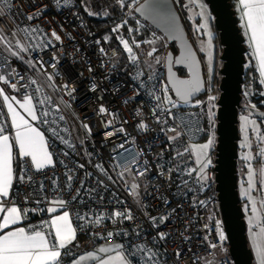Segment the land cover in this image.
Masks as SVG:
<instances>
[{
    "label": "built area",
    "instance_id": "1",
    "mask_svg": "<svg viewBox=\"0 0 264 264\" xmlns=\"http://www.w3.org/2000/svg\"><path fill=\"white\" fill-rule=\"evenodd\" d=\"M0 12L4 13L0 19V30L9 33L10 28L14 29L17 33L14 39L20 40L28 49L20 54L23 60L10 57V66L24 76V80L19 83L27 84L30 79L38 81L37 85H31L27 89L20 87L19 91H13L6 85L0 86L19 99L25 94L32 95L38 114L43 110L50 113L47 117L49 124H44L42 121L45 118L41 116L36 125L45 135L49 151L53 153L55 166H48L39 172L32 169L28 175L33 177L34 182L31 184L14 182L8 198L10 203L20 207L22 211L27 210L24 217L26 227L42 224L45 221L43 214L52 205L51 201L64 199L69 203L63 210L70 213L73 227L77 229V237L88 241L89 244L105 243V240L96 234L106 236L109 231L116 233L126 230L132 237L135 229L142 233L141 238L135 239V243L146 244L157 252L160 264H233L228 255L227 237L219 202L216 194L209 191L214 182L213 168L210 167L207 172L209 179L202 184L197 183L194 176L189 179L183 173L168 172L169 168L175 169L178 165L181 168L191 167L190 161L182 159L176 153L182 149L183 143L197 141L204 130L205 121L200 112L202 104L196 103L200 100L187 105L180 104L171 96L168 89L167 94L179 105L178 108L172 109L177 118L175 121L169 119L167 125L156 123L152 110L157 104L155 96L161 98L164 96L163 90L166 86L164 77L147 73L139 61L136 65H131L127 77L119 73L112 62L114 50L105 48L98 34L85 25L75 0H71L68 5L64 4V0H59V3L57 0H0ZM33 14L36 18L28 20L27 16ZM125 16H130L128 11L125 12ZM25 28L29 30L27 33L23 31ZM32 29L38 30L33 32ZM53 31L60 35V41L51 36ZM101 48L104 49V53L100 52ZM0 53L8 55L3 53L2 47ZM53 54L59 60L55 69L48 66L53 62ZM40 60L45 62L47 72L53 75L57 86L68 83L70 87H75L74 98L63 96L70 107H65L61 103L59 97L63 93L54 92L47 86L46 77L26 63ZM6 71V68H0V72ZM93 84L96 85L95 91L92 90ZM41 86L42 91L36 92L35 89ZM44 96H50L53 104H60L59 113L53 112L48 104L38 103ZM126 100L128 103H124ZM101 104L109 113L115 115L99 114L98 108ZM59 115H63L65 120L57 119L56 124H51ZM109 119L114 121L117 128L123 126L126 129L128 143L125 144V149H135L137 152L143 149V155L137 157V164L130 167L135 169L143 166L145 160L148 162L149 171L144 177L139 178L141 181L139 198H133L130 191L123 187L124 183L119 186L118 183L106 181L107 190L99 189L95 183L97 177L105 178L94 165L102 163L106 168L117 166L116 171H120L119 165L129 156L125 149L118 147L125 141V137L108 135L110 130L105 129L104 122ZM125 121L127 123H124ZM0 122L7 124V116L2 106ZM81 122L90 126V134L81 127ZM139 122L148 124L146 132L137 128ZM170 126L177 127L181 133L175 141L168 139L175 133L161 131L162 127ZM51 127H56L58 131L66 128L67 131H61L60 135L75 146L74 150L54 137L50 131ZM131 138H135L134 143ZM66 151L69 153L67 156L63 154ZM78 164H83L84 168H79ZM161 171L164 175L159 174ZM86 173L93 175L87 177ZM69 174L74 177L71 182L73 189L79 187V182L83 179L86 189L97 188V193L102 192L104 199L100 201L97 193H89L82 189L80 198L71 201L67 189ZM169 175L171 180L168 179ZM185 179H189L187 185L183 184ZM80 199H83L84 203H80ZM137 199L144 207L137 203ZM165 200L168 201L167 204ZM200 201L204 203L201 204ZM125 208L132 211L135 217L133 221L113 222L105 219L100 225H95L76 218L77 213L81 215L88 213L90 221H94L93 213H104L107 217L112 212ZM37 209L40 210L36 211ZM172 209L176 211L173 213ZM164 215H168L169 219L165 223H160L159 218ZM149 217H157L158 228L153 226ZM217 221L220 222L219 229L216 227ZM220 230L226 237L222 242L218 238ZM157 232L167 233V239L153 241L152 238ZM128 240L129 237L114 235L107 243L112 241L127 243ZM211 243H216L218 247L210 248ZM81 249L84 250L85 246ZM177 251L181 253L179 259L176 256ZM70 252L71 255H66L61 263L66 264L74 259L75 253ZM136 259H140V254Z\"/></svg>",
    "mask_w": 264,
    "mask_h": 264
},
{
    "label": "snow or ice",
    "instance_id": "2",
    "mask_svg": "<svg viewBox=\"0 0 264 264\" xmlns=\"http://www.w3.org/2000/svg\"><path fill=\"white\" fill-rule=\"evenodd\" d=\"M71 0H64V4L68 5ZM59 3V0H57ZM117 3L121 8H131L134 12H139L146 16V18L160 19L164 21L169 27H171L170 18L166 12V4L163 3V0H154L153 3H149V0H145V3L139 7L132 8V5L136 3V0H132V4H126L125 0H117ZM242 27L245 29V35L248 36L249 46L252 48V55L257 61V68L260 74V83L264 84V0H238ZM199 7L202 9L200 15L204 16L203 11L204 5L200 4ZM85 11L89 15H97L90 10L88 6H85ZM4 13L0 12V19L3 18ZM105 16L108 15V12L104 13ZM36 18V15L27 16L28 20H33ZM6 23V21H3ZM127 24V20L123 21L121 24H117L111 29L113 33H118L122 27ZM204 30L207 32L208 23L205 20V23L200 25L198 30ZM38 29H32L31 31L35 32ZM23 31L26 33L29 31L25 28ZM128 31L131 33L135 31L134 29L129 28ZM208 34V47L211 48V33ZM17 35L14 29L9 30V33L3 32L0 30V47L3 49V53L8 55H3L0 53V68H6V72H0V85H6L10 87L13 91H19L20 87L27 89L31 85H37L38 81L36 79H30L27 84H20L19 82L24 80V76L10 66V57H15L17 59L23 60V57L20 55L22 52L27 51V47L18 39H14ZM51 36L55 38L56 41H60L61 37L55 31L51 33ZM120 44L123 46V50L128 54V60L131 61L133 65L137 64L138 57L133 51V45L136 48L140 47V42H138L135 37H132V43H129V40L123 39L122 37H117ZM109 37H105L107 41ZM99 43V41H97ZM145 43H153V41H145ZM203 51V49H201ZM156 51L155 48L152 51L148 52V56H152ZM101 53H104V49H100ZM115 54V53H114ZM209 60H211V52L208 53ZM52 63L48 66L55 69L59 63L58 58L55 54L52 56ZM177 63L187 62L189 65L190 71L197 66V61L195 60V53L188 51L180 60L176 61ZM31 68L41 72L46 77V84L48 87L52 88L54 92H62L63 95L59 97L61 103L65 107H70L68 101H64L63 96L67 95L68 97L74 98V93L76 91L75 87H70L68 83L57 86L54 83V77L52 74L47 72L45 67V62L40 60L36 62L27 61ZM159 63V60H157ZM89 67V71H91ZM57 75L59 73L57 72ZM151 79V77H149ZM173 88L175 89L176 96L179 97V100L182 104L187 105L190 98L194 95L195 92L200 90V79L198 74H194L192 80H175L169 77ZM42 87H37L36 92H41ZM143 87V85H140ZM96 85L93 84L92 90L95 91ZM164 96H155L157 104L152 110V116L155 118L156 123L167 125L169 119L175 121L176 115L172 109L179 107L178 103L174 101L171 96H169L167 86L164 87ZM137 95L139 92L137 91ZM151 95V93H149ZM264 95V93H262ZM0 98H2V104L7 109V116L10 118V126L14 130V138L6 134L5 123L0 122V264H61L62 260V250L63 255H71L70 246L74 244L77 239V229L73 228L70 221V213L65 209L69 201L64 199L53 200L51 203L55 206L48 207L46 211L48 213H58L57 215H52L50 220L42 222L38 226H31L29 228L17 227L18 224L22 222L23 217L27 215V210H21L20 207L15 204L10 203V193L13 189L14 182L17 183H33V177L28 175V173L35 169L37 172L45 169L48 166H55L53 161V153L49 151L48 142L45 138L43 132L39 130L38 127L34 126L32 122L40 121L41 116L45 119L42 121L44 124H49L50 121L47 119L49 116L48 110H43L38 114L37 106L33 102V96L25 94L22 99H17L15 95H8L5 91V88L0 86ZM209 101H214L216 98L213 96L208 97ZM40 105L48 104L51 106L53 112H60V104H53V101L50 96H44L43 99L38 101ZM128 103V101H124ZM197 104L200 102L197 101ZM169 105L170 107H165ZM253 107H255L253 105ZM19 109V110H18ZM98 113L101 115H115L109 113V110L105 108L102 104L98 108ZM209 119H212L214 113L209 109ZM57 119L59 121H64L65 117L59 115L58 118H54L51 121V124H56ZM241 120L244 121L242 125V131L244 132V142L241 145L242 147L251 148V142L248 136V125H252L253 132L257 133V139L264 141V136L259 134V129L256 126L255 121H250L248 117H241ZM124 123H127L125 121ZM104 126L108 131V135H123L125 141L121 143L118 147L125 149V144L128 143V133L123 126L116 127L112 119L106 120ZM81 127L87 132L91 133V128L88 124L81 122ZM137 128L141 131L146 132L149 128L147 123L139 122ZM50 131L54 137H57L61 140L62 143L66 144L69 149L75 148V146L67 139H64L60 135L61 131H67V129L57 130L56 127H51ZM162 132H172L175 133L173 136H169L170 141L177 140L181 133L177 130V127L170 126L167 128L162 127ZM132 142H135V138H131ZM214 142L213 138H209L204 144H193L190 147H186L184 152L195 157L196 167H184L181 168L179 165L173 169L169 168V174L173 171H176L178 174L183 173L189 179L195 177L197 183L206 182L209 177L207 175V169L211 165V159L208 155V150L212 147ZM83 143V142H81ZM14 147L18 151L14 153ZM129 153V156L121 162L119 167L120 171H116L117 166L111 168H106L102 163L94 165L98 169L100 175L105 179L96 178V185L101 190H107L108 184L117 183V180L122 181L125 187L130 191V194L134 198L140 197V184L138 182L140 177H144L149 171L148 162L145 160L143 166H138L135 169H132L130 165L137 164V157L143 155V149L137 152L135 149H125ZM65 156L69 155L66 151L63 153ZM91 155V154H88ZM177 156L183 157L184 153L177 151ZM259 155L264 157V148H260ZM243 159L245 161H251L253 156L245 154ZM14 162L19 165V174H17L16 169L14 168ZM79 168L83 169V164L77 165ZM71 171V170H69ZM115 173V175H113ZM160 175H164V172L161 171ZM92 173H86L87 177H91ZM131 177V184L128 183L127 177ZM260 176V191L264 193V168L259 170ZM73 175H67V184L68 193L71 195V201H77L80 198L81 190L83 189L89 193H97V188L86 189L84 187L85 181L80 180V186L73 189L72 181ZM168 179L171 180V176H168ZM189 179L183 180V184L187 185ZM248 187L244 190V195L247 196L250 204V216H249V231L252 239V246L256 252V257L258 264H264V195L258 201L251 195V192L256 188L255 172L251 163L248 165ZM43 188V185H41ZM74 193V194H73ZM99 200L102 201L104 196L102 192L97 193ZM28 199V197H25ZM165 204L168 203L167 200L164 201ZM40 203V201H37ZM80 203H84L83 199H80ZM137 203L141 206L142 202L137 199ZM199 203L203 204V201ZM37 209L36 211H39ZM246 210L248 205H246ZM91 212V209L89 210ZM176 209H172L174 213ZM95 220L90 221L88 213L81 215L77 213V219L85 221V223H94L95 225H100L104 222L105 219L116 221H133L135 217L132 214L130 209L116 210L112 212L109 216H105L104 213L95 214ZM169 219L168 215H164L159 218L160 223H165ZM149 220L153 223V226L158 228L159 224L156 223L157 217H149ZM83 227V225H81ZM217 229L220 228V222H216ZM7 229V231H5ZM47 229V230H45ZM134 235L130 237L128 231H120L113 233L111 231L107 232L106 236H101L96 234L100 239L105 240V244L99 246L94 252H88L86 255H81L79 259H73L71 264H84L87 260H94L96 264H160V261L157 259V252H154L151 248L147 247L146 244H137L135 239H139L142 236V233L139 230H133ZM114 235H122L129 237L127 243L117 242L114 244H108L107 240L112 239ZM168 237L167 233L157 232L156 236L152 239L153 241H165ZM219 241L225 240V235L222 230L218 232ZM207 239V238H206ZM209 247L215 249L218 247L216 243L209 244ZM140 254V259L137 260V255ZM177 259L180 258L181 253L177 251Z\"/></svg>",
    "mask_w": 264,
    "mask_h": 264
},
{
    "label": "water",
    "instance_id": "3",
    "mask_svg": "<svg viewBox=\"0 0 264 264\" xmlns=\"http://www.w3.org/2000/svg\"><path fill=\"white\" fill-rule=\"evenodd\" d=\"M203 1L211 15L218 43L221 47L219 56L221 67L218 70L220 75L219 95L216 101L217 109L215 113L214 191L219 202L225 228L229 258L233 264H254L253 255L247 243L246 222L238 195L237 178L238 143L240 140L238 123L239 110L243 107L241 105V94L247 48L230 0ZM125 2L129 4L132 0H125ZM153 2L154 0H149V3ZM144 3L145 0H140L135 7H139ZM163 3L167 6L166 12L170 18L171 27L160 19L146 18L145 15L139 12H134V15L162 35L168 47L174 46L177 50L176 55L173 54L171 49L166 51L164 57V81L172 97L178 103L182 104L179 97L176 96L175 89L169 79L170 75L175 80L189 81L194 78V74L199 75L200 90L195 92L190 98V103L198 100L206 92L203 65L185 30L174 1L163 0ZM189 50L195 53V60L197 61V66L192 71H190L187 62H176ZM178 69H183L186 72V77L179 76ZM244 107L248 108L249 113L253 117L264 122L263 111L247 106Z\"/></svg>",
    "mask_w": 264,
    "mask_h": 264
},
{
    "label": "rangeland",
    "instance_id": "4",
    "mask_svg": "<svg viewBox=\"0 0 264 264\" xmlns=\"http://www.w3.org/2000/svg\"><path fill=\"white\" fill-rule=\"evenodd\" d=\"M86 1L90 2V0H86ZM139 1L140 0H136V3L132 5V8H134ZM176 1H178V0H176ZM183 2L185 3L186 11L188 13L189 18L192 20H196L195 22H193V28H196L197 30H195V32L192 31L191 40L193 41V44H194L195 48L197 49V52L199 54L201 53V55H202V56L201 55L200 56L202 58V65H203V71H204V77H205L207 92H209V93H207V96L205 98H202L200 100V103L202 105L206 104V108H207L206 113H207V118L209 121V129L207 131V136L204 139H201L200 141L199 140L198 141H187L186 143H183L182 149L179 152L184 153L183 157H181V158L190 161L191 167H196L195 162H194L195 157L193 155L185 153L184 152L185 148L190 147L193 144H204L207 142V140L209 138H213L214 139L213 145L208 150V155L211 159V165H210V167H211L213 160H214V153L212 156V152H214V148L216 145L215 113H216V109H217L216 101H217V98L219 95L218 90H217L218 85H219V80H220V75L218 73V70L221 67V62L218 58L221 54V47H220V49L216 47V44L214 41V32H213L212 27H211V19H210L211 15H210L209 10H208L206 4L204 3V1L203 0H183ZM116 4H118V3H116ZM129 4H132V2ZM200 4L204 5V9H203V11L205 13L204 16L200 15V13L202 11V9L199 7ZM119 7H120V5H119ZM110 10H111V8L105 7L104 12H108ZM124 10L129 12L130 16L128 19L133 21L134 20V11H132L131 8H124ZM130 20L128 21V23L130 22ZM205 20H207V23H208L207 32L211 33V48L210 49L208 47V34H207V32L202 30V29L198 30L200 28V25L205 23ZM139 25L140 26L138 27V29L135 30V31H137V33H136L137 36L140 35V31L143 28H145V26H146L144 23H141V24L139 23ZM129 28H131V27L128 26V29ZM133 32H131V33L129 32V34H131L130 36L129 35L124 36L122 34V32H120V31H119V33H115V34L116 35L119 34L118 37H122L123 39L129 40V43L131 44L132 43V37L136 36V35H134ZM107 37H109V36H107ZM149 40L153 41V43H151V44L145 43V41H149ZM137 41L140 42V47L136 48L133 45V51L138 57L137 62L139 61L143 65V67L151 73L159 71L158 68H160L162 66L163 61H164V55L166 53V49H168V45H167L164 37L162 35H160L158 32L154 31L149 38H144L143 41H139V40H137ZM121 47L123 50L122 45H121ZM153 48H155L156 51L153 53L152 56H148L147 53L152 51ZM112 49L114 50V53H115L114 57L112 58V62L114 65H115V62H117L121 57H123V59L126 60L127 62L131 63V61L128 60V54L124 50H123L124 54L122 56V55H120V53H118L116 51V49H114V48H112ZM201 49H203V51ZM217 50H218V52H217ZM209 52H211V60H209V55H208ZM157 60H159V63H157ZM131 65H132V63H131ZM209 96H213L216 99L214 101H209V99H208ZM214 107H215V109H214L215 112H213ZM209 109H211L212 113H214L211 120L209 119V115H208ZM241 117H248V119L250 121H255L256 126L259 129V134L261 136H264V129H263L262 125L260 123H258L257 120L255 118H253L249 113L245 112V113H243V115L242 114H241V116L239 115L240 119H239V123H238V130H239V134H240V140L238 143L239 152H238V165H237V168L239 169V173H238V175H239L238 195H239V198L241 199V207H242V211L244 213V220L246 222V237H247L248 248L250 249V251L253 255V263L258 264L256 252L252 246V239H251V234L249 231L248 221H249V216L251 214L250 213V204H249L247 196H245L243 193H244V190L247 189V187H248V183H247L248 182V165H249V163H251L253 170L255 172V180H256V188L253 189V191L251 192V195L254 198H256L258 201L261 199L262 195H264V193H262L259 190L260 189L259 170L261 168H264V157H261L259 155V150H260V148H264V141H260L257 139V133L253 132L252 125L249 124L248 125V136H249V140L251 142L252 147L248 148V147H242L241 146L244 142V132L242 131V125H243L244 121L241 120ZM239 153H240V155H239ZM249 153L253 156V159L251 161H245L243 159V157L245 154H249ZM212 157H213V160H212ZM209 168L207 169V172L209 171ZM113 175H115V173H113ZM127 180H128V183L131 184L132 181H131L130 176L127 177ZM138 182L140 183V188H141L140 179L138 180ZM243 182H244V184H243ZM117 183L119 186L120 185L122 186V184H123V182L121 181V183H120L119 180H117ZM123 187L125 189H127L124 184H123ZM140 188H139V192L141 191ZM246 205H248L249 210H246ZM114 243H117V241L108 242V244H114ZM104 244L93 245L91 243L90 244L88 243L87 245H82V243H80V244H76V246L74 248L72 246L71 251L75 253L74 259H79V257L81 255H86L88 252H94L99 246L104 245ZM84 246H85V249L82 250L81 248ZM70 264H71V262H70ZM84 264H96V261L87 260L84 262Z\"/></svg>",
    "mask_w": 264,
    "mask_h": 264
},
{
    "label": "trees",
    "instance_id": "5",
    "mask_svg": "<svg viewBox=\"0 0 264 264\" xmlns=\"http://www.w3.org/2000/svg\"><path fill=\"white\" fill-rule=\"evenodd\" d=\"M173 1L175 3L176 9L178 10V12L180 14L181 20L185 26V30L187 31V34L191 40L192 31L195 32V30H197L196 28H193V22H195L196 20H192L189 18L188 13L186 11L185 3L183 2V0H178V1L173 0ZM75 2L78 5L79 12L81 14V17H82L85 25H87V27H89L90 29H92L93 31H95L98 34L99 38H101L103 41V46L107 49L114 48V49H116V51L118 53H120V55L123 56L124 52L122 50L119 39L117 38L119 36V34L116 35L115 33H113L111 31V29L113 27H115L117 24H121L125 20H127V23H128V21L130 19H128L129 16L128 17L125 16L126 10H124V8H120L119 5L116 4L117 0H90V2H87L86 0H75ZM230 2L234 8L236 0H230ZM85 6H88L90 8V10H92V12L98 13V14L97 15H89L88 12L85 11ZM105 7L111 8V10L108 11L107 16L104 15ZM138 19L139 18H137L134 15V20L133 21L130 20V22L128 24H126L124 27H122L120 29V32H122V34L124 36H126V35L130 36L131 34H129L128 26H130L134 30H137L138 27L140 26L139 23L140 24L144 23L146 26H145V28H143L140 31V35H138V36L136 35L137 31L133 32L134 35H136L135 39H137L139 41H143L144 38H149L155 30L152 29L145 22H142L140 19L139 20ZM210 19H211V27H212V30L214 32V41H215L216 47L220 49L217 34H216V31L213 27L212 18H210ZM106 36H109L108 41H105ZM191 42L193 44L192 40H191ZM245 46L247 48V52L245 54L246 64L244 66L245 72H244V76H243L242 94H241V96H242L241 105L243 107L239 110L240 116H241V114L243 115V113H245V112L249 113L248 108H245L244 106L254 108V109H257V110L264 112V95H262V93H264V86H263V84L260 83L261 77H260L256 62H255V60H254V58L250 52V49L248 48L247 44H245ZM218 50H217V52H218ZM196 51H197V49H196ZM200 55H201V53L199 54V56ZM201 56H200V58H201ZM201 61H202V58H201ZM115 67L119 73H121L124 77H127L128 72H129L130 67H131V63L127 62L126 60L123 59V57H121L117 62H115ZM158 69H159V71L152 72V73L149 72L148 70H146V71L149 74H155V75L157 74V75H159V77H163V69L162 68L161 69L158 68ZM217 90H218V88H217ZM218 94H219V91H218ZM253 105L255 107H253ZM200 109H201L200 110L201 115L203 116L205 122H204V130H203L202 134L200 135V137L198 138L199 141L201 139H204L207 136V131L209 129V121H208L207 113H206L207 112L206 104L202 105ZM214 109H215V107L213 108V112H215ZM253 118H255V117H253ZM255 119L257 120L258 123H260L262 125V127L264 129V122L262 120L257 119V118H255ZM238 152H239V149H238ZM213 153L214 152H212V156H213ZM239 155H240V153H239ZM212 160H213V157H212ZM243 184H244V182H243ZM209 191L215 195L213 183H212V186L210 187ZM44 217H46V213L43 214V218ZM82 241H83L82 238L77 237L76 241L73 244V248L76 246V244H80ZM65 257H66V255H63L62 260ZM61 264H63V263H61Z\"/></svg>",
    "mask_w": 264,
    "mask_h": 264
},
{
    "label": "crops",
    "instance_id": "6",
    "mask_svg": "<svg viewBox=\"0 0 264 264\" xmlns=\"http://www.w3.org/2000/svg\"><path fill=\"white\" fill-rule=\"evenodd\" d=\"M234 10H235V13H236V16H237V19H238V24H239V27H240V29H241V33H242V35H243V37H244V39H245V43L247 44V46H248V48L250 49V52H251V54H252V48L249 46V39H248V36L247 35H245V29L242 27V20H241V12H240V8H239V4H238V0H236V2H235V7H234ZM253 56V55H252ZM254 58V57H253ZM254 60H255V62H256V65H257V61H256V59L254 58ZM263 86H264V84H263ZM6 91V93L8 94V95H12V94H10L7 90H5ZM17 99H19V98H17ZM0 106H2V108H3V111H4V113H5V115L7 116V109H6V107H4L3 106V104H2V98H0ZM19 110V109H18ZM33 124H34V126H36L37 127V125H36V121H34V122H32ZM5 128H6V134H9V135H11L13 138H14V130L11 128V126H10V118L7 116V124L5 125ZM40 130V129H39ZM41 131V130H40ZM42 132V131H41ZM16 151H18L17 149H15V147H14V153L16 152ZM212 166H213V163H212ZM211 166V167H212ZM14 168L16 169V172L18 173V171H19V167H18V164L17 163H15L14 162ZM210 169V168H209ZM6 199H8V198H6ZM52 206H55V205H52ZM52 206H50V207H52ZM63 211V209H61L60 210V212H62ZM60 212H58V213H48V212H46V217H44L45 218V221H47V220H50V218H51V216L52 215H57V214H60ZM70 221H71V219H70ZM72 223V222H71ZM72 226H73V224H72ZM17 227H25V228H27L26 227V225H25V220H24V217H23V219H22V222L20 223V224H18L17 225ZM74 228V227H73ZM5 231H7V229L5 230ZM82 245H87L89 242L88 241H86V240H83L82 242ZM101 244V243H100ZM102 244H104V243H102ZM73 246V245H72ZM72 246H70V249H71V247ZM65 250H62V258H63V252H64ZM71 262V261H70ZM70 262L69 263H66V264H70Z\"/></svg>",
    "mask_w": 264,
    "mask_h": 264
},
{
    "label": "flooded vegetation",
    "instance_id": "7",
    "mask_svg": "<svg viewBox=\"0 0 264 264\" xmlns=\"http://www.w3.org/2000/svg\"><path fill=\"white\" fill-rule=\"evenodd\" d=\"M171 47V48H170ZM170 47H168V49H171V51L173 52V54L174 55H176L177 54V50L175 49V47L174 46H170ZM167 51V50H166ZM166 54V53H165ZM164 57H165V55H164ZM200 57V56H199ZM201 59V58H200ZM202 62V61H201ZM163 69V77H164V61H163V64H162V66L160 67V69ZM178 71V75L179 76H181V77H186V72L183 70V69H178L177 70ZM205 78V77H204ZM205 88H206V92H205V94L202 96V97H200L199 98V100H201L203 97L205 98L206 96H207V93H209V92H207V87H206V82H205ZM172 96V95H171ZM237 165H238V160H237ZM238 173H239V169L237 168V178L239 179V175H238ZM213 186H214V182H213ZM241 200V199H240Z\"/></svg>",
    "mask_w": 264,
    "mask_h": 264
},
{
    "label": "bare ground",
    "instance_id": "8",
    "mask_svg": "<svg viewBox=\"0 0 264 264\" xmlns=\"http://www.w3.org/2000/svg\"><path fill=\"white\" fill-rule=\"evenodd\" d=\"M212 168H213V166H212Z\"/></svg>",
    "mask_w": 264,
    "mask_h": 264
}]
</instances>
